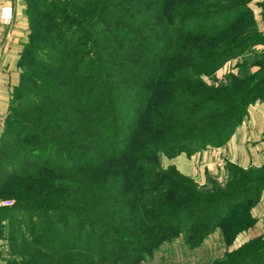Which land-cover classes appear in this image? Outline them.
I'll use <instances>...</instances> for the list:
<instances>
[{
    "label": "trees",
    "instance_id": "trees-1",
    "mask_svg": "<svg viewBox=\"0 0 264 264\" xmlns=\"http://www.w3.org/2000/svg\"><path fill=\"white\" fill-rule=\"evenodd\" d=\"M251 1L69 0L56 15L49 1L25 0L28 40L0 138L12 177V204L0 206L7 264H142L174 238L191 250L204 242L225 214L220 195L173 183L157 156L222 145L252 91L263 95L264 75L244 89L202 77L249 37L227 40L231 21L187 23Z\"/></svg>",
    "mask_w": 264,
    "mask_h": 264
},
{
    "label": "rangeland",
    "instance_id": "rangeland-1",
    "mask_svg": "<svg viewBox=\"0 0 264 264\" xmlns=\"http://www.w3.org/2000/svg\"><path fill=\"white\" fill-rule=\"evenodd\" d=\"M46 1L53 4L51 13L56 12V15H60L56 6L72 10L69 0ZM240 12L187 22L211 26L231 21L227 40L246 36L251 39L246 47L234 50L214 74L202 75L204 81L214 88H231L236 84L243 89L250 88L264 75L263 11L252 0L248 3V9ZM237 13H240L241 18L236 21ZM37 29L40 34L41 29ZM194 43L195 40H192L191 45ZM83 67H89V64ZM235 93L236 91L232 92ZM261 93L263 95H260V91H252L247 98L249 104L241 115V123L232 130L222 145H208L192 154H188L185 149L174 157L164 152L158 154L157 161L162 169L167 170V173L170 170L178 173L173 183L180 186L188 178L199 189L219 194L221 210L225 214L198 247L192 250L187 248L183 236H180L153 251V255L142 264H264V131L255 123L254 111L257 102H264V92ZM212 94L216 95L214 92ZM13 120L18 121L15 118ZM11 131L17 135V129ZM12 133H9V137L14 138ZM15 147L16 144L13 143L8 151L13 152ZM1 177H8L10 180H3ZM0 182L7 183L6 190L0 197V205L4 201L12 204L13 196L8 190L12 177L6 168L0 170ZM44 195L48 194L43 193ZM19 213L28 222L31 218L38 224L42 222V214L41 217L38 216L35 210L32 212L28 208H21ZM3 219L0 226V263L7 264L8 232L12 226L11 220Z\"/></svg>",
    "mask_w": 264,
    "mask_h": 264
},
{
    "label": "crops",
    "instance_id": "crops-1",
    "mask_svg": "<svg viewBox=\"0 0 264 264\" xmlns=\"http://www.w3.org/2000/svg\"><path fill=\"white\" fill-rule=\"evenodd\" d=\"M264 14V0H255ZM25 0H0V138L14 89L20 81V54L28 40ZM255 123L264 131V102L254 108ZM2 206V204L0 205Z\"/></svg>",
    "mask_w": 264,
    "mask_h": 264
},
{
    "label": "built area",
    "instance_id": "built-area-1",
    "mask_svg": "<svg viewBox=\"0 0 264 264\" xmlns=\"http://www.w3.org/2000/svg\"><path fill=\"white\" fill-rule=\"evenodd\" d=\"M10 204H11L10 201H4V202H2V205H3V206H8V205H10ZM0 264H2V263H0Z\"/></svg>",
    "mask_w": 264,
    "mask_h": 264
}]
</instances>
